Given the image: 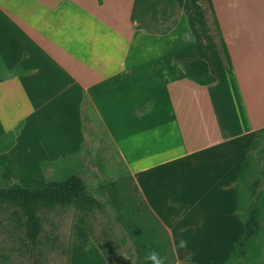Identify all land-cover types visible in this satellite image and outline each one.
I'll use <instances>...</instances> for the list:
<instances>
[{
  "label": "crops",
  "instance_id": "0c3cea01",
  "mask_svg": "<svg viewBox=\"0 0 264 264\" xmlns=\"http://www.w3.org/2000/svg\"><path fill=\"white\" fill-rule=\"evenodd\" d=\"M113 1L0 0L4 73L22 72L28 110L40 94L87 93L176 264H224L243 229L237 174L264 128V0H184L167 54L159 40L146 54L162 34L136 27L135 0ZM193 60L216 82L195 83ZM32 123L30 141L70 146Z\"/></svg>",
  "mask_w": 264,
  "mask_h": 264
},
{
  "label": "rangeland",
  "instance_id": "374dc122",
  "mask_svg": "<svg viewBox=\"0 0 264 264\" xmlns=\"http://www.w3.org/2000/svg\"><path fill=\"white\" fill-rule=\"evenodd\" d=\"M113 2L118 4V0ZM143 4L141 17L146 26L156 33L166 32L160 37L146 35L145 52L156 51L154 40H159V50L167 54V31L177 21L182 6L179 0H147ZM119 15L125 24L127 19ZM22 75L19 68L4 73L0 60V138L10 133L14 142L9 146V140L0 141V187L45 188L76 175L85 181L90 195L99 203L86 200L79 206L42 207L38 213L42 231L33 242L21 210L0 202V264H135L137 250L118 219L137 224L136 208L141 200L136 190V173L117 153L87 93L40 94L33 110H28ZM28 114L32 115L29 123ZM34 120L41 126L40 135L44 138L70 146L54 147L43 139L30 141L32 135L26 133L25 126H33ZM67 124L74 132L68 130ZM250 154V168L244 180L236 184L241 193L238 212L245 216L251 207H256L260 230L249 256L234 264H264V132ZM113 182L118 185L121 208L112 200L115 193L109 186ZM142 214L139 215L143 217ZM139 221L143 226V219Z\"/></svg>",
  "mask_w": 264,
  "mask_h": 264
},
{
  "label": "trees",
  "instance_id": "16d2710c",
  "mask_svg": "<svg viewBox=\"0 0 264 264\" xmlns=\"http://www.w3.org/2000/svg\"><path fill=\"white\" fill-rule=\"evenodd\" d=\"M98 1L99 3H102V0ZM146 1L147 0H135L131 19L137 23L136 27L153 32L148 26H146L143 21L144 19L141 17L145 9L143 3H146ZM179 3L183 7L184 0H179ZM176 22L177 21L174 22V25ZM165 33L166 32H163L164 35ZM190 68L191 76L195 83L202 86H208L216 82L215 77L210 73L209 66L206 61L193 60L190 64ZM262 132H264V128L258 131L251 145L250 152L243 161L242 167L237 174L235 187L237 182L244 180L250 168V153L257 145V139ZM12 136L13 134L7 133L0 138V141L9 140V146H12L14 143ZM109 188L111 193H115H113L114 196L112 200L115 202V205L121 208L122 203H118L117 201V182L111 183ZM237 191L239 198V210L241 193L238 189ZM138 198L141 200L136 208L138 225L131 220L124 221L122 218L118 219L121 223H123V226L132 237L135 249L137 250L138 260L135 264H147V262L144 260V257L146 252L152 249L156 250L161 256L166 258V264H176L171 240L166 229L158 220V218L153 215L154 213L148 208L147 204L139 195ZM86 200L99 203L90 195L85 181L76 175L70 176L59 183L50 184L45 188L28 189L20 186L0 187V202L17 206L21 210V214H23L26 220L25 225L28 229L29 237L33 242L37 241L42 231L40 217L38 214L42 207H53L58 204H76L79 206L81 205V201ZM142 212L143 217L139 215ZM238 217L242 220L243 229L237 237L233 251L224 264H234L241 259L247 258L253 248L252 241L257 237V234L260 230L259 210L256 207H251L245 216H241L238 212ZM140 219H143V222H145L143 226L139 225Z\"/></svg>",
  "mask_w": 264,
  "mask_h": 264
},
{
  "label": "clouds",
  "instance_id": "9594fccd",
  "mask_svg": "<svg viewBox=\"0 0 264 264\" xmlns=\"http://www.w3.org/2000/svg\"><path fill=\"white\" fill-rule=\"evenodd\" d=\"M147 264H166V258L161 256L156 250H148L144 257Z\"/></svg>",
  "mask_w": 264,
  "mask_h": 264
}]
</instances>
